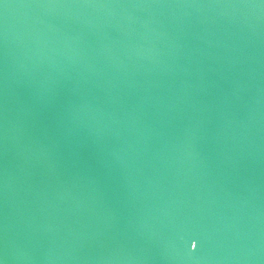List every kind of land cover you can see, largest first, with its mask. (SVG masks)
<instances>
[{"label":"water","instance_id":"obj_1","mask_svg":"<svg viewBox=\"0 0 264 264\" xmlns=\"http://www.w3.org/2000/svg\"><path fill=\"white\" fill-rule=\"evenodd\" d=\"M0 264H264V0H0Z\"/></svg>","mask_w":264,"mask_h":264}]
</instances>
